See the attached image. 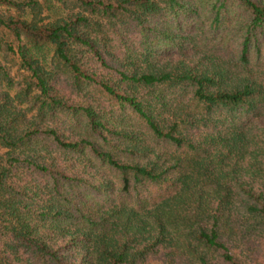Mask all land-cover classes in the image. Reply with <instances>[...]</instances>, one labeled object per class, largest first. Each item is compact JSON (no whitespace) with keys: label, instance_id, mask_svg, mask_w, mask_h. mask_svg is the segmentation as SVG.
<instances>
[{"label":"trees","instance_id":"obj_1","mask_svg":"<svg viewBox=\"0 0 264 264\" xmlns=\"http://www.w3.org/2000/svg\"><path fill=\"white\" fill-rule=\"evenodd\" d=\"M0 264H264V0H0Z\"/></svg>","mask_w":264,"mask_h":264}]
</instances>
